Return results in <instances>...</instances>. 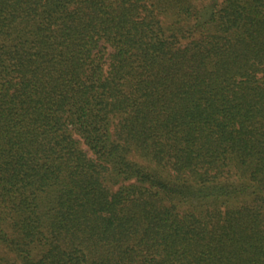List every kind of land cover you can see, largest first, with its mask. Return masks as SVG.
<instances>
[{"label": "trees", "instance_id": "16d2710c", "mask_svg": "<svg viewBox=\"0 0 264 264\" xmlns=\"http://www.w3.org/2000/svg\"><path fill=\"white\" fill-rule=\"evenodd\" d=\"M0 264H264V0H0Z\"/></svg>", "mask_w": 264, "mask_h": 264}]
</instances>
